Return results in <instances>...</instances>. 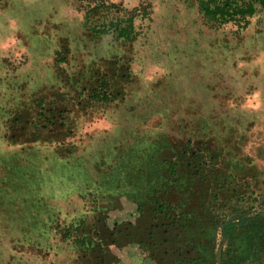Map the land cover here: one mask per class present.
<instances>
[{"label": "rangeland", "instance_id": "rangeland-1", "mask_svg": "<svg viewBox=\"0 0 264 264\" xmlns=\"http://www.w3.org/2000/svg\"><path fill=\"white\" fill-rule=\"evenodd\" d=\"M261 85L264 8L0 0V264H264Z\"/></svg>", "mask_w": 264, "mask_h": 264}, {"label": "trees", "instance_id": "trees-1", "mask_svg": "<svg viewBox=\"0 0 264 264\" xmlns=\"http://www.w3.org/2000/svg\"><path fill=\"white\" fill-rule=\"evenodd\" d=\"M201 15L217 27L233 24L238 31L246 30L250 20L255 16L258 7L264 8V0H197ZM131 33L127 29L120 32V37L129 39ZM236 232L235 226L223 229V234L229 238Z\"/></svg>", "mask_w": 264, "mask_h": 264}, {"label": "crops", "instance_id": "crops-1", "mask_svg": "<svg viewBox=\"0 0 264 264\" xmlns=\"http://www.w3.org/2000/svg\"><path fill=\"white\" fill-rule=\"evenodd\" d=\"M261 87H262V85H261ZM263 93H264V90H263V87H262V95H263ZM262 97V96H261ZM262 113H264V110L262 111ZM261 116H263L264 117V115H261ZM264 119V118H263Z\"/></svg>", "mask_w": 264, "mask_h": 264}]
</instances>
